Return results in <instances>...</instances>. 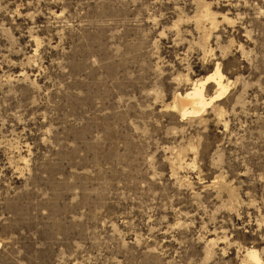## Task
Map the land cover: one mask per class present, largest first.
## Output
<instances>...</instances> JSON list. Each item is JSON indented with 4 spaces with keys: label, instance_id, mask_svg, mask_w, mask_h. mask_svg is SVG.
Instances as JSON below:
<instances>
[{
    "label": "rangeland",
    "instance_id": "1",
    "mask_svg": "<svg viewBox=\"0 0 264 264\" xmlns=\"http://www.w3.org/2000/svg\"><path fill=\"white\" fill-rule=\"evenodd\" d=\"M249 250L264 264V0H0V264Z\"/></svg>",
    "mask_w": 264,
    "mask_h": 264
},
{
    "label": "bare ground",
    "instance_id": "2",
    "mask_svg": "<svg viewBox=\"0 0 264 264\" xmlns=\"http://www.w3.org/2000/svg\"><path fill=\"white\" fill-rule=\"evenodd\" d=\"M217 73L218 76H212L215 81L217 93L216 95L211 96L212 99H206L204 93L202 92L204 85L208 84L207 80L200 83H194L185 94L179 95L180 106L178 110L181 116L186 117L202 113L208 104L215 101L222 94H224L226 85L223 82L222 75L219 70ZM248 254L257 264H263L260 255L256 250H249Z\"/></svg>",
    "mask_w": 264,
    "mask_h": 264
}]
</instances>
